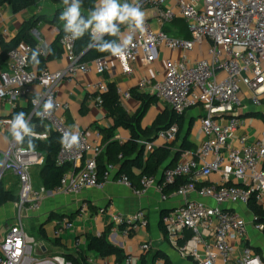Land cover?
I'll list each match as a JSON object with an SVG mask.
<instances>
[{"label": "built area", "instance_id": "1", "mask_svg": "<svg viewBox=\"0 0 264 264\" xmlns=\"http://www.w3.org/2000/svg\"><path fill=\"white\" fill-rule=\"evenodd\" d=\"M139 6L157 10L155 20L159 28L145 20V30L134 34L132 44L120 57L110 54L81 62L76 52L77 40H67L65 34L61 43L68 66L57 71L46 67L39 72L30 66L29 54L36 49L46 55L40 46L21 44L11 50L6 69L0 73V101L13 104L14 108L19 98L31 96L33 86L38 85L40 92L30 97L32 110L28 122L31 124L36 118L48 126L44 131L34 130L38 134L36 139H48L52 130L62 137L65 131L75 133L63 115L69 103L59 97L61 82L66 77L91 72L104 76L112 69L111 60L120 65L123 74L131 75L138 60L145 65L153 64L158 50L181 52V59L166 60L163 79L144 78L139 87L167 103L177 115L193 108L203 111L200 123L204 137L197 149L182 152L174 166L160 174L144 175L135 183L126 174L115 176L119 168L114 164H108L100 178L98 160L106 146L79 133V147L70 150L61 147L57 162L68 163L71 168L54 193L79 195L86 189H102L108 182L116 181L141 197L156 187L165 201L174 196L183 199L161 217L166 237L182 256L197 264H264L260 255L245 244L249 222L236 209L239 205L248 206L251 199L264 203V128L253 134L248 129L253 124L246 121L255 117L250 108L264 105V0H139ZM178 19L186 22L190 38L165 29ZM203 46L207 56L188 58L190 52ZM88 87L97 92L98 105L102 106L100 94L108 92L107 82L98 80ZM118 93L122 101L132 97L130 91L119 89ZM34 99H39V106L33 104ZM48 99L54 105L52 114L41 119L35 113L42 111ZM10 120L0 123V135ZM178 132L179 125L174 123L161 130L153 141L142 144L151 146L155 141L172 144ZM44 161L42 153L16 144L14 139L3 151L0 179L11 172L21 188L17 202L19 216L0 239V264H73L65 256L51 255L48 245L29 236L23 224L26 213L39 211L47 196L44 188H34L32 177L33 169ZM214 172L221 175V180L205 183ZM171 187L174 189L168 191ZM89 209V204L82 202L79 215L87 214ZM105 210L100 209V213ZM110 214L113 226L122 229L125 237L148 224L144 209L132 214L111 210ZM73 226V220L63 217L58 222L56 237L61 238ZM254 227L264 232V223L256 222L255 217ZM231 238L238 243L233 244ZM87 245V237L75 242L78 252H85ZM150 250L151 243H143L140 255ZM140 258L136 254L128 255L124 264H137ZM88 260L94 261L92 257ZM103 264L121 263L105 260Z\"/></svg>", "mask_w": 264, "mask_h": 264}, {"label": "crops", "instance_id": "2", "mask_svg": "<svg viewBox=\"0 0 264 264\" xmlns=\"http://www.w3.org/2000/svg\"><path fill=\"white\" fill-rule=\"evenodd\" d=\"M121 2H124V0H121ZM128 2L131 3L129 0ZM63 9L64 5L62 0H39L34 7L23 10L19 13H15L9 3H0V57L3 52L2 42H11L18 35L23 23L33 17H35V19L41 18V20L32 29L31 33L38 40V46L46 52H49V50L53 48L61 28H63V22L56 20L57 13L59 11L62 12ZM141 10L145 12V20H149L154 28H159L155 20L157 10L155 8H141ZM81 12L87 17L89 10L81 6ZM173 24L165 27V29L173 32L171 29ZM120 27L122 28L121 34L126 35L127 27L125 25H120ZM175 30L176 32L173 33H178L177 28H175ZM205 56H207L205 46L202 48L199 47L188 54V58L191 60H196ZM168 58L174 60L181 59L182 53L179 51L158 50L153 64L145 65L141 60H138L135 72L131 75L123 74L120 65L116 61L111 60L112 69L105 72L104 76H99L95 72H91L87 74L79 73L77 77H66L61 82L59 97L62 101L69 103V108L63 113L68 126L74 132L83 133L91 140H97L104 144V137L100 129L111 128L114 124V120L108 115V111L104 105H98V94L91 90L88 85L95 81L103 80L107 82L109 89L111 85L114 86L118 95L119 89L130 92L136 90L137 93L148 94L146 91L140 89V81L144 78H149L153 81L163 79L166 72V60ZM67 66L68 61L64 57L63 48L62 56L47 62L46 67L52 71H57ZM5 69L6 61L0 60V73ZM32 90L33 92L31 96L40 92V87L34 85ZM31 96H22L19 98L15 103L14 108L13 104L0 101V123L3 120L9 119L10 115L16 108L28 107L30 105ZM119 98L122 106L131 116H133L141 106V101L135 98L133 94L129 100L122 101L120 95ZM250 109L254 112L253 115L255 117L250 119L249 123L253 124V127H248V129L254 134V132L261 131L264 128V105L261 108L256 109L252 107ZM168 110L173 111L167 103L158 100L157 103L149 108L144 116L142 120V128L146 129L154 126L157 118ZM202 113L203 111L200 110V108H197V118H195V116L188 117V111L185 114V126L188 125L189 127L192 124L188 139L196 144V147H198L204 137L200 123V115H202ZM30 125L38 132L42 129L43 131L48 129V126L44 123L40 124L37 122H31ZM9 129L10 124L0 135V160L3 159V151L8 148L10 140L13 139ZM244 130L245 128L240 130V132L242 133ZM182 137L173 148V157L164 164L160 170L161 172L163 169L172 167L176 164L178 159L175 161V153L182 145ZM130 138V131L119 128L116 130L113 139L125 143ZM163 144L164 143L161 141H155L151 146H145V156H150ZM104 145L106 146L107 144ZM41 167L42 166L35 167L32 171L33 185L34 188L37 189L44 188L40 178ZM134 171L136 174L140 173V170L138 169H135ZM160 171L158 174H160ZM117 175L118 173L115 176ZM220 180L221 175L214 172L211 174L210 180L205 181V183L219 182ZM1 185L5 190L11 191H13V188H21L20 181L11 172H6L4 174L1 179ZM68 196H71L72 200H70V197ZM192 197L195 198L196 196L193 195ZM72 201H74V205ZM85 201L89 204L90 209L87 214L80 216L79 207L80 204ZM182 202L183 199L180 196L170 197L166 201L163 200L161 193L156 187L151 188L146 195L139 197L134 195L129 188L118 184L116 181H110L102 189H86L79 195H68L64 193L56 194L54 191H48L41 209L37 212H29L27 217L31 216L35 219H41L40 224L47 234V239L42 237L40 239L48 245L50 252L53 251V247H60L67 249L68 252L78 255L80 252H78L75 247L76 240L87 237L88 234H101L108 229V239L110 242L123 249L127 256L136 254L141 257L140 246L143 243L150 242L151 250L143 254L148 258L149 264H164L162 258L163 254L167 255L174 264H197L191 258L182 256L174 248L166 237L161 222L163 212L177 207ZM70 205L73 207L72 210L68 211L65 209L69 208ZM262 206L264 208V203H262ZM16 208H18L17 202H8L3 206H0V239L4 237L9 226L17 220V217L15 216ZM102 208L106 209L104 213H100V209ZM141 209L147 211L148 224L134 230L130 236L125 237L122 229L113 226L110 214L111 210L122 214H132ZM236 209L242 212L243 215L246 214V212L249 213L246 217L244 215L245 219L249 222V232L245 244L250 245L264 261V232L255 229L254 215L249 210L248 206L239 205L236 206ZM71 214H74L72 219L74 226L72 230L68 231L61 238L56 237L59 220L54 217L56 215H63V217H65ZM56 239H59V244L54 243V240ZM231 242L233 244L238 243L234 238H231ZM237 251L238 253L241 251L240 246ZM85 255L87 256V259L88 257L94 259L92 262L88 260L89 264H103L105 260H108L109 262H114L116 260L115 256L101 258L95 253L87 250L85 251Z\"/></svg>", "mask_w": 264, "mask_h": 264}, {"label": "trees", "instance_id": "3", "mask_svg": "<svg viewBox=\"0 0 264 264\" xmlns=\"http://www.w3.org/2000/svg\"><path fill=\"white\" fill-rule=\"evenodd\" d=\"M38 1L39 0H0V3H9L13 11L15 13H19L23 10L34 7ZM96 3L97 0H82V7L90 10ZM60 14L61 11L57 13L56 20H59ZM40 20L41 18L35 19V17H33L30 20L25 21L18 35L11 42H2L3 52L0 57L1 61H6L8 53L11 50L19 47L22 43L30 44L35 48L38 46V40L32 35L31 31ZM176 23L180 24V26L177 28L179 35L185 38H190V32L186 22L184 20H176L174 24ZM121 30L122 28L120 27V31ZM64 36L65 32L63 28H61L53 48H51L46 55L40 53L36 49L34 50L36 53V59L39 61V63L33 62V52H31V54H29L30 66L40 72L46 68L47 62L61 57L63 54L61 40ZM90 39L91 38L88 33H86L82 38L77 39L76 52L78 55H80L81 62H91L98 58L110 55L109 52H100L94 47L89 49L88 45ZM104 39L119 40L118 37L107 35L104 37ZM88 49L89 51H87ZM131 92L135 98L141 101L140 108L133 116L129 115V113H127V111L122 106L119 95L117 94L114 86L111 85L108 92L100 94L103 105L108 111V115L114 120V124L111 128L100 129L104 137V144H107L105 152L99 157L98 160L100 178H102L108 164L117 165L119 168L118 174H126L133 182H139L141 177L144 175L158 174L164 164L173 157V148L180 140L181 134L184 130L186 113L184 115H177L174 111L170 110L161 114L155 121L154 126L143 129L142 120L149 108L153 104L157 103L158 99L155 96H151L149 94L137 93L136 90H132ZM31 110L32 109L30 105L28 107L16 108L9 118L12 119L15 114L24 112L26 114V118L28 119L31 114ZM32 122L42 124V122L36 118H33ZM174 123L179 125L177 139L172 144L165 143L159 146L150 156L146 157L145 145L142 144V142L153 141L161 130L169 128ZM191 127L192 124L189 126V132ZM119 128L126 129L131 133V138L125 143H121L118 140L113 139L116 130ZM40 131H43V129ZM189 132L182 137V145L175 153V161L176 159L180 158L182 152L186 150L195 151L197 149L196 144L192 143L188 139ZM60 139L61 135L58 132L52 130L48 139L41 140L34 138L33 141L35 144L34 150L42 153L45 157L44 164L40 170V178L46 191H55V189L61 185L64 174L71 168L70 164L68 163L60 165L57 162L62 147ZM23 146L28 148L27 138L25 139ZM121 155H123L122 158H120ZM135 169L140 170V173L136 174L134 171ZM179 182L174 187H177ZM174 187L169 188L168 191L173 190ZM18 201L19 196L15 194L14 191L5 190L0 183V206H3L8 202ZM248 207L253 213L256 222L264 223V208L262 204H258L256 200L251 199ZM164 213L165 212H163V214ZM68 217L72 220L74 214L68 215ZM54 218L60 221L62 220L63 215H56ZM40 234L42 238L47 239V234L42 227L40 228ZM108 234V229L102 232L100 235L88 234L87 251L93 252L101 258L115 256L119 263L124 264L127 255L124 253L123 249L110 242L108 239ZM54 243L59 244V239L54 240ZM67 258L70 259V262L73 264H89L84 251L78 253V255L75 256L72 254L68 255ZM162 258L164 264H174L167 255L163 254ZM137 264H149V260L146 258V256L142 255Z\"/></svg>", "mask_w": 264, "mask_h": 264}, {"label": "clouds", "instance_id": "4", "mask_svg": "<svg viewBox=\"0 0 264 264\" xmlns=\"http://www.w3.org/2000/svg\"><path fill=\"white\" fill-rule=\"evenodd\" d=\"M64 9L59 16L63 22L65 39L75 41L86 33L90 35L88 47L100 52H109L112 56L120 57L126 53L133 42V36L137 32L145 30V12L139 6V0H98L89 10L87 17L81 12L82 0H62ZM120 25L127 27V34L122 35ZM118 37L119 40H105V36ZM32 60L39 63L36 53L33 51ZM33 104L39 106V99H34ZM53 102L48 99L43 103L42 111L35 114L41 119L50 117L53 110ZM10 133L16 144L22 145L27 138L29 150L35 149L34 138L38 134L29 124L26 114L19 112L8 122ZM62 147L70 150L80 146L78 132L65 131L60 139Z\"/></svg>", "mask_w": 264, "mask_h": 264}, {"label": "rangeland", "instance_id": "5", "mask_svg": "<svg viewBox=\"0 0 264 264\" xmlns=\"http://www.w3.org/2000/svg\"><path fill=\"white\" fill-rule=\"evenodd\" d=\"M179 26H180V24H177V23L176 24H173L172 27L174 29L171 27L172 31L173 32H176L175 28H178ZM192 116H195V118H197V108L196 109L193 108V109H189L188 110V117H192ZM250 119L251 118H249V117L246 118V121H247L248 124L250 122ZM188 132H189V127L187 125V126L184 127V130H183V132L181 134V137L184 136L185 134H187ZM13 191H14V193H16L18 195L20 194V188H13ZM68 197H70L69 199L72 200L71 199V196H68ZM72 202H73V205H74V201H72ZM70 207H71V205L69 206V208H65V209H67L68 211L69 210H72L73 207H71V208ZM26 214H28V213H26ZM247 214H249V213L246 212V214H244L245 217L247 216ZM15 216L16 217L19 216V210H18V208H16ZM40 222H41V219L40 218L39 219H35V218L31 217V216H28V217L26 216L25 218H23V224H24L25 230L28 233V235L29 236H32V237H35L36 240H39V241L41 240L40 239L41 238V234H40L41 224H40ZM50 254L51 255L65 256V258H66L67 261H70V259L67 258L68 255H71L72 254V255L75 256L74 253L68 252L67 249L60 248V247H53V251H51Z\"/></svg>", "mask_w": 264, "mask_h": 264}, {"label": "water", "instance_id": "6", "mask_svg": "<svg viewBox=\"0 0 264 264\" xmlns=\"http://www.w3.org/2000/svg\"><path fill=\"white\" fill-rule=\"evenodd\" d=\"M35 32V31H34ZM90 49V48H89ZM89 49L87 51H89ZM0 183H1V179H0ZM51 192V191H50Z\"/></svg>", "mask_w": 264, "mask_h": 264}]
</instances>
